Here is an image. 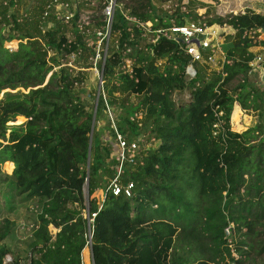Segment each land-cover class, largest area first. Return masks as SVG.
Instances as JSON below:
<instances>
[{"label": "trees", "instance_id": "trees-1", "mask_svg": "<svg viewBox=\"0 0 264 264\" xmlns=\"http://www.w3.org/2000/svg\"><path fill=\"white\" fill-rule=\"evenodd\" d=\"M48 1L0 0V165L13 164L9 174L0 168V197L31 201L36 211L22 238L13 219L0 218V264L5 255L11 264H81L87 244L92 264H243L250 253L263 255L264 87L248 75L258 56L250 48L264 47V15L248 9L207 19L233 30L223 36V62L219 69L195 62L187 78L182 42L159 34L142 43L140 23L168 33L190 11L116 0L90 111L80 93L98 36L88 24L104 27L103 0H77L68 18L46 10ZM97 6L96 15L79 18ZM11 40L15 49L4 46ZM183 90L189 101L177 103L172 95ZM234 103L256 123L233 131ZM109 110L115 130L139 143L135 162L119 174L133 183L129 196L106 190L118 160L94 127L104 120L100 129L114 139ZM97 189L101 203L91 197Z\"/></svg>", "mask_w": 264, "mask_h": 264}, {"label": "rangeland", "instance_id": "rangeland-1", "mask_svg": "<svg viewBox=\"0 0 264 264\" xmlns=\"http://www.w3.org/2000/svg\"><path fill=\"white\" fill-rule=\"evenodd\" d=\"M28 4L31 3L33 0H28ZM27 1H24V4ZM95 3V1H93ZM126 4L131 5L134 3V0H125ZM155 3V6H157L159 9L167 10L168 13H173L176 9H179V11L186 12L187 10L190 11L192 14L189 18H186L187 20H200L202 22H206L207 19L212 18L214 16H222L225 17L229 14H236V13H242L246 10H252L254 12L262 13L264 15V0H166L165 2H158L156 0L153 1ZM27 4V5H28ZM27 5H24L27 7ZM96 6L95 4H93ZM25 7V8H26ZM24 8V7H22ZM99 6L94 7V9H86V10H80L79 12V18L81 20H86L88 17L92 14H97L99 12ZM59 14H63L65 11L58 10ZM93 31L98 32V29L93 25V23L88 24V33H92ZM146 31V30H145ZM98 36V35H97ZM154 33H150L149 31L145 32V39L141 40L142 43L149 42L152 38H154ZM259 38H263V34L260 33ZM110 38V42H111ZM17 40H11L9 42H5L4 46L8 49H15L17 46ZM98 44V41H97ZM105 44L100 45V48L104 50ZM252 51L256 52L258 56L264 51L263 46H254L250 48ZM257 58L251 62V71L248 75L251 81H254L255 84H259L260 86L264 87V70L260 69V64L257 65ZM70 60L68 62L73 63L74 56H71L69 58ZM102 55L101 59L102 60ZM94 58L92 59L93 63ZM96 61H99L97 59ZM216 62V61H215ZM79 64L81 62H78ZM156 63L161 68L163 65V60L158 59L156 60ZM208 69H215L219 66V63L215 65L214 63L205 64ZM87 70V78L84 81L82 86V93H80L81 97L87 102V107L91 111V109L94 107V101L95 97L93 98V95L96 96L97 89L101 86L100 83V71L98 70L97 63L96 67L93 65L90 68H86ZM237 81V79L232 80V84H234ZM173 99L177 103H187L189 101V93L186 90L178 91L173 93ZM133 99V97H132ZM108 119L111 120V118L114 117L111 110L107 112ZM235 115L237 117V124L234 123L231 116ZM24 118L16 117L14 123H21L24 121ZM257 121L256 114L251 111H246L242 109L240 106L236 105V103L233 104L232 111L230 114V125L231 129L236 132H240L245 130L247 127H250L254 125ZM9 124V122H8ZM11 124V123H10ZM104 124V120H101L97 122V124L94 127V134L97 133L100 137V140L102 142H108L111 143L114 147V150L112 151L111 155H115L116 147L115 143L112 140V133L109 132L107 128L100 129V126ZM148 145V143H147ZM1 170L4 173L9 174L13 168V164L11 165V168L8 167L6 162H3L0 165ZM84 194L87 199L86 189H84ZM91 197H95L97 203H101L103 200V191L102 189H97ZM0 205L2 206L0 210V218L7 216L10 219H13L16 223V232L15 237H23L27 235L28 228H30L32 219L35 211V205L31 201L23 202L19 200L18 197L12 196L7 201H4L2 197H0ZM24 226V228H22ZM11 244L18 245L19 247H22L21 243H17L15 239H12L10 241ZM232 255L234 257H239L238 253L235 251L232 252ZM90 248L89 244H87L83 248V254H81V264H92L90 259ZM11 259V257L9 256ZM7 261L4 258L3 264H11V262ZM23 261H21V264ZM243 264H264V254L263 255H255L253 253H250L248 255L247 260L244 261Z\"/></svg>", "mask_w": 264, "mask_h": 264}, {"label": "built area", "instance_id": "built-area-1", "mask_svg": "<svg viewBox=\"0 0 264 264\" xmlns=\"http://www.w3.org/2000/svg\"><path fill=\"white\" fill-rule=\"evenodd\" d=\"M77 0H49L46 5V10L53 9L55 10L58 16H62V18H68L72 16V9L76 7ZM103 7L101 9V13L105 19V25L102 30L97 32L98 35V44L96 53L94 56V60L92 66L96 67V60L104 59V53L106 50V45L108 42L109 29H110V21L114 12V8L116 6V0H103ZM58 10L65 11L63 14H59ZM243 13V12H242ZM150 22L140 23V26L143 27L146 31H149L148 26ZM168 33H165L163 29L155 30V37L152 39L153 41L157 38L159 34H163L166 37H172L176 41L182 42L180 47L184 50V52L189 56V62L184 66V72L187 78H192L195 76L196 68L194 63L201 64H210L217 62L219 66L215 69H219L221 63L224 59V52L221 49V43L223 40V36L227 33H231L230 26L219 23L207 24L200 20H188L183 25H173L169 27ZM192 39H196L197 43L193 42ZM101 42L105 43V47L103 50V54H101L102 49L100 48ZM101 49V50H100ZM102 59V60H103ZM216 61V62H215ZM251 64V63H250ZM260 69L264 70V60L260 62ZM101 83V76L99 77ZM110 124L114 130V143L116 147L115 157L118 160V163L115 166V175L108 180L106 190L112 192L113 195H117L119 193H123L126 196L131 194V188L133 186L132 181H126L121 183L119 181V174L121 171L122 164L125 161L134 163L137 154L139 151V143L138 139L127 141L121 133H118L112 121L110 120ZM233 232L232 223H228L226 227H224V234L231 235ZM6 262H10L9 255H5L4 257ZM3 258V260H4ZM91 259V256H90ZM2 260V264H3ZM8 262V263H9Z\"/></svg>", "mask_w": 264, "mask_h": 264}, {"label": "water", "instance_id": "water-1", "mask_svg": "<svg viewBox=\"0 0 264 264\" xmlns=\"http://www.w3.org/2000/svg\"><path fill=\"white\" fill-rule=\"evenodd\" d=\"M258 31L264 35V24H261L260 25ZM192 41L195 42V43H197L196 39H192ZM262 60H264V51L258 56L257 65H259ZM46 80H47V78L45 79V82H46ZM98 93H99V87L97 89L96 98L98 96ZM90 255H91V252H90Z\"/></svg>", "mask_w": 264, "mask_h": 264}, {"label": "crops", "instance_id": "crops-1", "mask_svg": "<svg viewBox=\"0 0 264 264\" xmlns=\"http://www.w3.org/2000/svg\"><path fill=\"white\" fill-rule=\"evenodd\" d=\"M230 28H231V27H230ZM230 31H231V32H233V30H232V29H231ZM152 39H153V38H152ZM236 105H238V104H236ZM238 106H239V105H238Z\"/></svg>", "mask_w": 264, "mask_h": 264}]
</instances>
